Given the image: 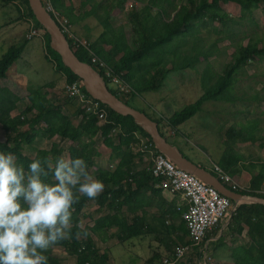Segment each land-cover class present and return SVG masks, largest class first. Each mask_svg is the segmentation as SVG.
Wrapping results in <instances>:
<instances>
[{"label":"trees","instance_id":"1","mask_svg":"<svg viewBox=\"0 0 264 264\" xmlns=\"http://www.w3.org/2000/svg\"><path fill=\"white\" fill-rule=\"evenodd\" d=\"M50 1L53 8L64 14L71 24L84 17H93L101 24L103 27L101 35L93 42L87 40L90 42L91 50L112 72L130 85L131 92L124 96L110 90L130 107L132 106L128 102L136 99L142 92L159 91L169 72L193 69L201 60L206 61L212 56L213 53L209 49H204L197 34L208 23L228 24L229 18L221 8L223 4L231 2L239 5L241 15L246 17L252 15L258 4L264 2V0H132L130 17L136 23L138 33L132 40L134 47L131 48L124 37L121 40L114 34L109 21L113 11L107 6L108 0H81L79 10H83L82 16L75 15L76 9L71 0ZM117 2V7H122L127 0H117ZM18 3H22L27 8L28 18L33 27L43 32L42 38L46 41L57 70L64 74L67 81L79 79L62 65L58 54L50 49L49 37L32 15L27 0H0V6H16L20 14ZM143 3L144 8L136 11ZM86 6L89 7L87 11ZM99 10L104 12V16L98 13ZM170 12L173 13L172 18ZM28 42L29 40L25 39L19 46L12 45L0 57V153L15 155L18 165H22L27 172L28 165L34 159H40L42 162L51 160L55 164L62 153V147H58V151L56 142L66 143L68 157L83 159L89 173L105 185L104 192L95 200L80 195L79 202L73 205L74 227L71 238L56 244V251L65 253L68 258L74 260L75 264H109L110 252L100 244H105L109 238L124 241L149 232L153 240L161 241L165 246L164 255L158 253L153 256L154 261L161 264L162 259L171 257L178 246L188 244L189 238L182 219L186 206L181 208L163 202L158 207L156 200L161 196V190L156 187L157 180L150 176L151 162L149 163V159L137 151L140 165L135 163V149L137 150L139 143L136 135L140 134L147 140H150V137L135 125L130 116L118 115L103 104L107 113V122L101 126L97 125V119H90L88 114L77 109V114L89 120L81 133L71 120L62 114L61 107L50 105L44 96L35 100L31 96L25 98L23 101L26 106L23 110H19L17 102L20 98L10 93L3 81L8 80V71L21 58ZM116 43L121 50L118 59L114 55V50L110 52L104 50V46L115 48ZM258 46V43H249L245 47L237 48L238 55L233 56V60L224 65L221 75L215 77L211 75L210 70H205L202 77L203 93L195 102L172 113L166 119L151 118L145 114L157 123L158 129L163 123L178 135L176 128L199 112L204 102L232 103L235 100L232 94L235 82L233 73L240 70L244 63L248 64L264 56V48ZM74 54L79 61L91 65L102 77L101 71L90 62L86 51L77 50ZM211 80H214L212 84L209 83ZM255 126L254 122L247 124L246 135L234 127L229 128L225 134L227 149H231L237 142L249 140ZM113 130L115 131L112 132ZM160 134L167 140L168 136L166 137L161 131ZM41 136L47 139L51 146L27 153L26 146H32ZM99 143L110 150L108 158L103 159L98 152ZM228 158L229 155H225L217 164L223 171L227 168L225 161ZM115 161L117 163L111 167V163ZM211 173L216 176L213 170ZM46 182L55 183L51 173L46 178ZM251 188L262 189L263 193L251 191H238V193L264 199V164L260 166L257 176L252 178ZM91 202H94L98 209L103 210L104 215L94 219L92 226L84 227L89 233L87 237L81 235L78 238L76 233L82 230L75 225L80 223L84 208ZM127 207L130 208L128 211ZM149 207L157 208L160 217L147 215L145 209ZM229 220L228 230H233L234 227L236 231H240L244 226L249 229V241L234 251L233 264H264V205H238ZM218 242H222V236ZM44 254L48 258L47 264H68L52 248ZM153 258L149 259L148 263H152ZM193 261H180L176 264H195Z\"/></svg>","mask_w":264,"mask_h":264},{"label":"rangeland","instance_id":"2","mask_svg":"<svg viewBox=\"0 0 264 264\" xmlns=\"http://www.w3.org/2000/svg\"><path fill=\"white\" fill-rule=\"evenodd\" d=\"M75 1L78 2L80 0ZM131 2L132 0H127V2L122 7H117V0L107 1L108 8L113 11L109 17V21L112 25L114 34L119 36L121 40L122 37H124V40L126 42H128L133 36H137L138 33V27L134 20L130 17ZM177 3L178 1L176 2V4ZM17 6L20 9V14H18L16 6H0V57L12 45L19 46L23 44L24 40L27 37L26 35L28 33V30L32 26V23L28 18L27 8L25 7V5H23L22 3H18ZM143 8L144 3L139 5L136 11ZM98 13L101 16H104L103 11L99 10ZM89 20L91 21L90 27H92V34L90 33V36L96 38V36H98L99 33L103 31V27L95 18L92 17ZM235 21L236 22H228V24L226 25H221L215 22L208 23L203 29H200L199 33L197 34V36L201 38V44H203L204 49H209L213 53L209 59V63L212 65V68L216 73H221L223 66L227 64V61L230 59V56L227 53L228 51H230V49L232 51L233 48L232 47L228 49V44L223 41H227V39L224 38V34H226V28H229L231 33L235 35L234 40H237V34L239 31H243V33L253 32V35H255L258 34L262 29V26L253 27L254 29H251L248 25H246L245 21ZM73 29L79 36H81L80 33H83V29L80 23L76 26H73ZM89 41L93 42L91 38H89ZM130 44H132V40ZM115 45V48H113L112 46H107L106 48L107 51L108 49L114 50V55H116L115 57L117 59V57L121 55V50L118 46V43H116ZM234 47H236V45ZM46 56H48L49 59H47L48 57ZM51 56L52 54L47 48L46 41L42 38V36L30 40V42H28L24 47L21 58L15 63L14 67L8 71L7 79L9 82H7V80L3 81L6 83L5 85L8 88L7 90H9L10 93L15 94L16 96L18 95L19 97H22V95L26 94V92L30 93L39 86L51 81L54 77L51 69L54 71V69H56L55 67H57ZM25 61H27V68L21 70L20 65ZM196 66L198 68H204L206 66V62L204 60H201V62ZM243 66H245L246 70H248V73H250L247 74V76L252 78L254 81L257 80V82L260 83V85L255 84V86L251 84V88L258 87L257 89H252L256 90L255 95L256 97H258L257 100L253 96L254 93L249 91L245 93L246 95L244 94L245 96H249V100L247 99V101L238 102L233 106H229L228 104L226 105L223 102H214L213 104H209L205 107V112L201 113L200 115L197 114L196 116L188 120L184 124V126L178 128V132L182 133V131H184L183 135H185L186 137H182L179 134L176 135L175 138L171 139L167 137L168 134H165L166 131H163L162 125L160 124L159 126L160 131L167 137L168 142L177 146L181 152H183L187 157H189L197 164L201 163L202 158L205 159L208 163H210V159L215 161L216 159H218L223 149V142L225 140L222 132H224L225 129L230 125H245L247 124V122L249 123L251 121L257 120V129L262 130L259 138L261 141H264V88H262L264 87V60L258 63H244ZM14 70L16 72H14ZM55 71L57 72V69ZM173 76L174 75H171V78ZM175 76L180 77L181 82L183 84H186L185 86L187 87L190 86L192 89L189 90L185 88L183 90H174L172 87H170V85H172L174 81L173 79H170L167 101H170L169 103L171 104L172 108H174L172 113L181 110L188 103L192 102L199 92V90H196L197 87L194 84L195 81H198V74L187 70L184 72L178 71L176 72ZM250 78L244 77L243 82L248 81V79ZM11 80H16L17 82H19V85L23 90H18L19 88H15L14 90V86L11 84ZM240 85L246 87L245 82L244 84ZM109 89L112 90L110 86ZM39 90L40 89L37 90L38 94L44 91V89H41L40 91ZM157 95L154 94L153 98L149 99V101L145 99L146 103H148L149 106L146 111L151 118H162V116H159L161 115L162 111L158 110L154 105L158 99ZM145 96L146 95H144L143 97ZM21 102H17L19 110H23L26 106L23 101ZM72 102L73 104H75L74 101ZM128 103L135 109L143 110L144 108V103L138 99H133ZM78 116L79 115L76 113L70 115L74 125L81 133L88 125L89 120H86L83 123L80 121ZM185 126L188 127L183 129ZM255 138L257 137L254 136L253 141L255 140L254 143L257 144L258 142ZM57 142L56 144L58 145V151L59 148L62 147V153L60 154V157H68V145L66 143H60L59 141ZM46 147H50V143L47 141V139L41 136L32 146H26V152L32 153L38 148ZM97 150L102 155L103 159L108 158V155L110 153L109 149L106 148L103 144L99 143V145L97 146ZM261 160L263 161V157ZM148 162L150 163V161ZM88 209L90 212H93V205L91 204ZM96 217V214L94 216H89L85 222L90 223ZM225 221L227 220H222L220 223L224 224ZM100 246L106 247L110 252L111 259L109 264H160V262L156 260L154 261L153 256L158 253H163V255L165 254V246L163 242L161 243V241L158 242L153 240L149 234L124 241L118 240L116 238H109L105 241V244H100ZM52 249H54L55 253H57L58 255H65V253L60 250L56 251V245H54ZM151 258H153V262L148 263L149 259ZM67 260L68 264H75L72 258L67 257Z\"/></svg>","mask_w":264,"mask_h":264},{"label":"crops","instance_id":"3","mask_svg":"<svg viewBox=\"0 0 264 264\" xmlns=\"http://www.w3.org/2000/svg\"><path fill=\"white\" fill-rule=\"evenodd\" d=\"M80 1L76 2L75 0H71L73 7L76 9V11H75L76 16H82V14H83V10H81V9L79 10ZM221 8H222L223 12L229 18L228 22H236L235 20L245 21L246 25H248L251 29H254L253 27H258V26L261 27L262 26V29L258 33L259 35L258 34L253 35V32L243 33V31H239L237 34V40H234L235 35H233L231 33L229 28L225 29L226 34H224L225 35L224 38L227 39V41H225V40H223V41L226 44H228V47H229L228 49H230L232 47L234 48V49L232 48V51L230 49V51H228V53H227L230 56V59L227 61V63H230L233 60V56L238 55L237 48H239L240 46L245 47L249 43H252V44L258 43L259 44L258 48H264V2L258 4V6L253 10L252 15H250V16L247 15L246 17L241 15V10H240L241 8L239 5H237L235 3L229 2V3L223 4ZM85 10L86 11L89 10V7L86 6ZM172 15H173V13H171V18H172ZM90 18H92V17L81 18L78 22H76L75 24H72V26H76L80 23L81 27L83 29V33L79 32L81 36H79V35L78 36L81 38H84V39L86 38V40L87 39L89 40V38H91L92 41H95L101 35V33L103 31L100 32L99 35L96 36V38L91 37L90 35L92 34L91 33L92 27H90L91 26L90 25L91 21L89 20ZM239 25H240V23H239ZM133 38H135V37L133 36L128 41L131 48L134 47L133 44H130L131 40H133ZM128 42H127V44H128ZM235 42H236V44H235ZM234 44L236 45V47H234L235 46ZM106 47L107 46H104L105 52H110L109 49L107 51ZM119 57H117V59ZM209 59H210V57L205 61L206 66L204 68H198L196 66L193 69L187 68L184 70H178L179 72L180 71L184 72V71L188 70V71H191V72L198 74V81L197 82L195 81L194 84L197 87L196 90H199V92H198L196 98L188 104L195 102L202 95V93H203L202 77H203V73L205 72V70H210L211 75H213L215 77L218 75H221L223 73L224 66H223L220 74L216 73V72H214L212 65L209 63L210 62ZM262 60H264V56L260 59L250 61V63L251 62L258 63V62H261ZM26 65H27V61L22 62L20 65V69L23 70L24 68H27ZM56 69H54V71L51 69L52 74L54 76L51 81H49V82L45 83L44 85H41L38 88H36L37 90L38 89H40V90L44 89L43 92L38 94L37 90L34 89L30 93L26 92V94L22 95V97H19L18 95H17V97L20 98V102H21L25 98H28L30 96L34 100L39 98L40 96H44L48 100L50 105H52V106L59 105L61 107L62 114L65 117H68L71 120V122L73 123L70 115H73L75 113L77 114V110H76L77 106L75 104H73V102L70 101L64 95L63 87H64V83H65V76L62 72H60L58 70L56 72L55 71ZM178 71H171L168 73L167 77L164 80L163 87L159 91H157V92H151V91L142 92L141 95L138 96L136 99H138L144 103V105H143L144 108H143V110H140V109H137V110L147 114L146 110L149 108V106H148V103H146L145 99H147L149 101V99L153 98L154 94H156V95L158 94L157 95L158 99L154 105L158 110L162 111L161 115H159V116H162V118H165V119L170 117V115H172L171 113L174 110V108H172L171 104L169 103L170 101H167L170 79H173V81H174L173 84L170 85V87H172L174 90H176V89L177 90H183L185 88H187L189 90L192 89L190 86H188V87L185 86L186 84H183L181 82L180 77L175 76L176 72H178ZM14 72H16V71L14 70ZM247 74H250V73H248V70H246L245 66H242V68L240 70H237L233 73V77L235 79V82L233 85L232 94H233V97L235 100L232 103L231 102H225V101H207V102H204L201 106V110L199 112H197L194 116H196L197 114L200 115L201 113L205 112V107L211 103L213 104L214 102H223L226 105L228 104L229 106L230 105L233 106L238 102L247 101L249 96H245L246 95L245 93L249 92V91L254 93L253 96L257 100L258 97H256V95H255L256 90H252V89H257L258 87L257 88L256 87L251 88V84L253 86H255V84L260 85V83H258L257 80L254 81L252 78L247 76ZM171 75H174V76L171 78ZM244 77L250 78V79H248V81H244L246 84V87L245 86L243 87L240 85V84H244V82H243ZM213 81L214 80H211L209 83L212 84ZM7 82H9V81L7 80ZM11 84L14 86V88H13L14 90H15V88H17V89L19 88L18 90H23L20 87L19 82H17L16 80H11ZM262 88H264V87H262ZM144 95H146L145 96L146 98L143 97ZM142 97H143V99H142ZM23 103H24V101H23ZM78 115H79L78 118L80 119V121L84 123L86 120L80 114H78ZM252 122H254L256 124V126H255L253 132L251 133L249 140H247L245 142H241V141L237 142L233 147H231V149H227L228 147H227L226 139H225V134H226L227 130L231 127H234L236 130H238V131L240 130V132L242 131L241 133L243 135H246L247 129L245 126L249 123H252ZM185 123L179 125L176 128V132H178V128L179 127L181 128L182 126H184ZM249 123L247 122V124H245V125L238 124L237 126H234V125L228 126L225 129V131L222 132L225 140L223 142V149H222L221 154L218 157V159H216V161L210 159V163H208V162H206L205 159L202 158L201 163L198 165L203 166L205 169H207L208 171L211 172L213 170L212 168L214 165L218 166L217 164L220 161H222L224 156L229 155L228 160L225 161L227 168H226V170H224V172L226 174H228L239 186L244 187L247 191H251L254 193H263L262 189H252L251 188L252 178L257 176V174L260 170V166L264 164V141H261L259 138V136L262 133V130L257 129V124H258L257 120L251 121ZM73 125H74V123H73ZM161 125L163 128V131L164 132L166 131L165 134L166 135L168 134L167 136L169 138L172 139V138L176 137V134L174 132H172L171 130H169L163 123ZM187 127L188 126H185L183 129H185ZM179 134L182 137H186L185 135H183L184 131H182V133L180 132ZM254 136L257 137V138H255V139H257L256 140L258 142L257 144L254 143L255 140L253 141ZM50 146H51V143H50ZM256 146H257V148H256ZM47 148L48 147H46L45 149H47ZM38 149H41V148H38ZM135 151H136L135 163H136V165H140L139 164L140 162L138 161L140 159L139 158L140 156H138L136 149H135ZM109 152H110V150H109ZM109 155H110V153H109ZM262 157H263V161L261 160ZM115 163H117V162L115 161ZM156 202H157L158 207L163 202L166 204H175V206L181 207V208L182 207L185 208V206H186L185 202H183L181 200V198L179 197L178 194L172 196L168 193H163L162 191H161V196L159 198H157ZM91 204L93 205V209H94L93 212H90L88 209ZM129 209H130L129 207L126 208L127 211ZM145 211H146L147 215H149V216L160 217L159 216L160 211L155 207L146 208ZM95 214L97 215L96 218H98L102 214L104 215L103 210L98 209V206L94 202H91L83 210V217L81 218L80 222H83L84 227L92 226L93 221L90 223H86L85 221L89 216H92V215L94 216ZM148 220H150V219H148ZM226 220L227 221H225L224 224L219 223L213 231L209 232L208 235H206L204 243L202 244V248L205 249L206 255L212 259V264H233L234 251L238 250L242 245H244L245 243H247L249 241V229L247 227H245V226L242 227L243 229L240 231H236V229L234 227H232V229L235 231L228 230L227 225H228L230 220L229 219H226ZM220 224H221V226H220ZM148 234H149V232H148ZM221 236H222V242L219 243L218 240ZM194 254H197V252L195 251ZM162 255H163V253H162ZM60 256L62 258H64L66 261H68L66 255L64 256L63 254H61Z\"/></svg>","mask_w":264,"mask_h":264},{"label":"clouds","instance_id":"4","mask_svg":"<svg viewBox=\"0 0 264 264\" xmlns=\"http://www.w3.org/2000/svg\"><path fill=\"white\" fill-rule=\"evenodd\" d=\"M104 190L81 158L34 159L26 172L15 155L0 153V264H47L44 253L71 238L80 195L95 200ZM75 227L78 238L89 235L83 222Z\"/></svg>","mask_w":264,"mask_h":264},{"label":"built area","instance_id":"5","mask_svg":"<svg viewBox=\"0 0 264 264\" xmlns=\"http://www.w3.org/2000/svg\"><path fill=\"white\" fill-rule=\"evenodd\" d=\"M40 1L66 38L72 52L74 53L77 50L86 51L90 62L101 71L102 79L107 88L109 89L110 86L112 90L121 96L129 94L131 92L130 85L115 75L106 63L91 50L88 40L79 37L74 32L69 19L60 11L54 9L50 0ZM42 33L40 29L32 25L28 30L26 39L30 41L34 38H39ZM63 91L64 95L72 99L78 109L88 114L90 119H97V125L101 126L107 122V113L102 103L91 98L84 91L80 79L71 81L65 79ZM136 138L139 140L137 145L138 153L147 157L151 162L149 172L150 176L157 180L156 187L163 193H168L172 196L178 194L186 205L182 219L186 225L189 243L178 246L171 257L162 259L161 264H176L180 261L188 262L189 260H194L195 264H212V259L206 255L202 244L206 235L222 220L230 219L238 205H234L231 200L219 194L210 185L178 168L155 148L151 140L145 139L140 134H137ZM114 165L115 162L111 163V167ZM212 169L217 178L232 191H247L244 187L239 186L219 166L214 165ZM195 251L198 257L194 254Z\"/></svg>","mask_w":264,"mask_h":264},{"label":"water","instance_id":"6","mask_svg":"<svg viewBox=\"0 0 264 264\" xmlns=\"http://www.w3.org/2000/svg\"><path fill=\"white\" fill-rule=\"evenodd\" d=\"M27 4L35 20L47 33L50 49L58 54L62 65L82 81L84 91L91 98L107 106L118 115L130 116L135 125L150 137L151 142L161 154L178 168L192 174L205 184L213 187L219 194L231 200L234 205H264L263 198L232 191L210 171L185 157L177 146L169 143L160 134L158 125L155 121L150 119L145 113L122 102L107 88L102 77L91 65L78 60L70 49L66 38L61 33L50 14L45 10L40 0H27Z\"/></svg>","mask_w":264,"mask_h":264}]
</instances>
